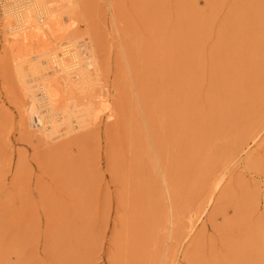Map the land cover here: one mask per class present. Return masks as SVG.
Wrapping results in <instances>:
<instances>
[{
	"label": "rangeland",
	"instance_id": "obj_1",
	"mask_svg": "<svg viewBox=\"0 0 264 264\" xmlns=\"http://www.w3.org/2000/svg\"><path fill=\"white\" fill-rule=\"evenodd\" d=\"M235 1L83 0L78 30L91 36L114 117L102 113L49 143L20 124L28 64L17 57L47 45L10 47L0 25V264H264V0H241L246 7L238 15L257 21L227 36L252 33L250 57L239 70H221L229 64L222 54L203 56L198 70L167 71L181 62L171 45L181 46L192 16L208 21V35L200 34L207 52L221 37L227 3ZM229 44L235 52L234 41L223 52ZM189 74L198 81L191 102L179 104ZM144 107L153 110L147 121ZM164 166L169 184L181 187L178 232L168 200L143 189ZM218 176L221 188L185 236Z\"/></svg>",
	"mask_w": 264,
	"mask_h": 264
},
{
	"label": "bare ground",
	"instance_id": "obj_2",
	"mask_svg": "<svg viewBox=\"0 0 264 264\" xmlns=\"http://www.w3.org/2000/svg\"><path fill=\"white\" fill-rule=\"evenodd\" d=\"M209 2L211 6H216L215 2H218L217 5H219L224 0H209ZM82 3L83 0H10L6 5H4L5 3L0 4V25L4 33V43L9 44L10 47L14 43L19 46H34L39 43L43 47L46 45L48 47V40H50L52 44L39 51H32L31 48H28L21 56L17 55L22 63L28 64V75L22 76L21 83L20 124L24 131L26 130L30 134V137L36 136L44 143L56 141L80 131L101 118L102 113H106L107 120L114 117L106 97L108 90L100 84L97 53L91 36L86 31L78 30V23L83 16L80 13ZM228 5L226 17H223L224 25L216 35L221 37L218 38L216 45L214 44V47L207 52L202 46L203 39L201 38L203 37L200 34L209 28L206 25L208 21L203 18L195 19L192 16L191 24L186 25L185 34L178 38L182 42L181 46L176 47L170 44L173 60L181 62L179 66L173 64L172 67H168L167 71L180 75L187 70H198L203 63V56L210 59L222 54V57L229 59V64H224L225 66L220 67L221 70L225 68L230 71L240 69L237 66L238 63L247 61L250 57V46H253V41L250 40L252 33L248 37H243L238 31L239 36L236 35V39H229V41H227V36L232 32L236 33L239 27L244 28L246 32L257 19L249 24L245 18L238 15L239 8L246 7L241 4V0H236L235 5L234 2H228ZM191 8L194 11L193 7ZM219 10L220 8L217 6L216 15L220 13ZM209 12L212 14L209 17L211 20L215 13L212 9ZM64 22L66 25L63 26ZM163 26L164 24L161 23L159 27ZM165 28L166 26L161 29L164 31ZM210 31H213V27ZM154 34H156V30ZM206 35H208L207 32ZM163 37L164 35H159L156 41L162 43ZM232 41L235 44L238 43L236 51L234 52L235 47L229 44L223 52L227 42ZM158 49L161 50V47ZM162 53L167 56L166 51ZM163 54L162 56H164ZM146 56L147 53H145ZM233 57H235L234 60H232ZM249 64L250 69L251 63ZM197 81V78L189 77L188 93L182 94L181 89H178L179 104L191 102L190 92L195 88ZM183 89H185L184 84ZM208 95L210 99H217L215 96ZM142 113L143 118L147 121L152 116L153 110L144 107ZM195 125L200 127V124ZM188 128L194 129L191 122L188 123ZM257 137L258 133L251 138L250 142L244 143L243 149L254 143ZM197 145L201 147L203 140H197ZM198 149L200 148L198 147ZM251 165L256 166L255 162H252ZM165 166L161 168V174L159 173L158 177L155 173L153 175L150 173L148 185H144L143 189L150 196L168 200L169 221L172 228L178 232L181 229L178 224L181 210L178 198L181 187H178L175 182L169 184V180L173 178H171L170 169ZM221 180L222 177L218 176L208 184L205 197L206 205L196 219L190 221L185 236L190 235L196 228L197 220L201 222L207 206L221 188Z\"/></svg>",
	"mask_w": 264,
	"mask_h": 264
}]
</instances>
